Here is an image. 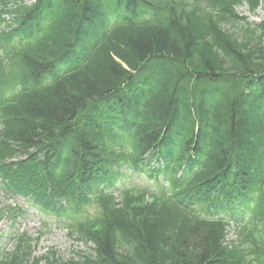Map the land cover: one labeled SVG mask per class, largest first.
Listing matches in <instances>:
<instances>
[{
    "label": "trees",
    "instance_id": "obj_1",
    "mask_svg": "<svg viewBox=\"0 0 264 264\" xmlns=\"http://www.w3.org/2000/svg\"><path fill=\"white\" fill-rule=\"evenodd\" d=\"M262 1L0 0L16 25L0 33V175L95 246L32 259L24 235L0 264H264V22L237 12ZM147 154L168 189L117 203L119 169ZM201 205L252 219L229 245Z\"/></svg>",
    "mask_w": 264,
    "mask_h": 264
},
{
    "label": "rangeland",
    "instance_id": "obj_2",
    "mask_svg": "<svg viewBox=\"0 0 264 264\" xmlns=\"http://www.w3.org/2000/svg\"><path fill=\"white\" fill-rule=\"evenodd\" d=\"M2 8V7H1ZM241 17H245L252 24L264 22V1L257 9L253 10L248 3L237 8ZM241 25H229L230 32L241 35ZM163 179V178H161ZM120 180V179H119ZM158 181L151 179L148 174L132 175L126 172L118 183L116 196L125 189H147L148 191H161ZM15 211V212H14ZM87 218L95 217V210L91 207L86 209ZM0 252L2 255L14 252L17 248L18 238L26 234L30 238L31 257L51 259L52 253L61 261H72L79 259L80 254H89L92 244L80 242L77 235H71L65 226L63 218H56L47 214L39 205H34L23 196L14 195L9 192L0 181ZM250 222L248 214L244 221L245 225ZM227 242L237 241V231L233 226L227 227ZM46 264V260L43 262Z\"/></svg>",
    "mask_w": 264,
    "mask_h": 264
}]
</instances>
